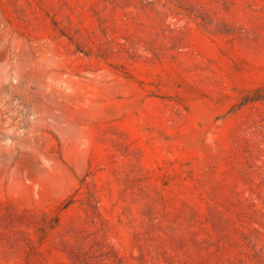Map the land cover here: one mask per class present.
Wrapping results in <instances>:
<instances>
[{"label": "rangeland", "instance_id": "374dc122", "mask_svg": "<svg viewBox=\"0 0 264 264\" xmlns=\"http://www.w3.org/2000/svg\"><path fill=\"white\" fill-rule=\"evenodd\" d=\"M0 264H264V0H0Z\"/></svg>", "mask_w": 264, "mask_h": 264}]
</instances>
